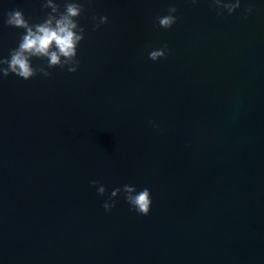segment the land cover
I'll use <instances>...</instances> for the list:
<instances>
[{
	"label": "water",
	"instance_id": "obj_1",
	"mask_svg": "<svg viewBox=\"0 0 264 264\" xmlns=\"http://www.w3.org/2000/svg\"><path fill=\"white\" fill-rule=\"evenodd\" d=\"M169 2L92 0L77 71L0 78V264H264V2L175 0L159 27ZM16 7L46 12L0 0L3 56ZM125 183L151 189L149 214L123 192L104 209Z\"/></svg>",
	"mask_w": 264,
	"mask_h": 264
},
{
	"label": "clouds",
	"instance_id": "obj_2",
	"mask_svg": "<svg viewBox=\"0 0 264 264\" xmlns=\"http://www.w3.org/2000/svg\"><path fill=\"white\" fill-rule=\"evenodd\" d=\"M41 6L46 10L42 19L33 22L25 15L22 8L9 9L6 13L4 23L16 28L23 29L15 47L9 49L7 56L0 55V78L15 74L25 80L32 78L37 73L51 77L50 69L60 66L67 68L69 72L77 71L80 60L78 50L81 41L85 38V26L80 23L79 18L83 15L87 5L92 0H40ZM193 5L199 4L200 0H189ZM218 14H223L225 9L229 14L241 8L242 0H209ZM264 2V0H261ZM253 12V6L249 4L244 10L247 17ZM178 8L175 0H170L167 13L159 15L156 20L159 27L171 28L178 20ZM108 15H93V28L99 29L102 24L107 23ZM169 51L167 43L149 52L152 60L165 57ZM34 59L43 61L34 64ZM155 128L159 123L150 121ZM93 185H98L97 191L105 195L106 186L97 180H92ZM123 192L130 206L138 213L147 215L151 211L153 203L151 189L147 186L138 189L136 185L125 183L113 188L111 193L103 201L106 211H111L117 201L114 199Z\"/></svg>",
	"mask_w": 264,
	"mask_h": 264
}]
</instances>
